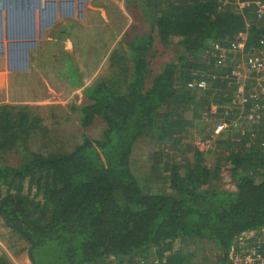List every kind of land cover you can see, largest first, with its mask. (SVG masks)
Here are the masks:
<instances>
[{
    "label": "trees",
    "instance_id": "obj_1",
    "mask_svg": "<svg viewBox=\"0 0 264 264\" xmlns=\"http://www.w3.org/2000/svg\"><path fill=\"white\" fill-rule=\"evenodd\" d=\"M238 1L249 5L240 9L235 0L141 2L149 7L141 11L148 30L118 40L109 60V67L118 70L86 88L85 102L72 108L80 128L96 120L103 124L100 135L82 137L71 150H24V160L15 166L0 161V221L26 244L29 264H141L149 256L157 260L152 264H193L200 256L207 259L208 246L215 253L214 264H231L228 253L236 239L264 228V112L256 110L260 116L250 128L240 118V106L245 111L263 108L264 97L241 104L234 75L241 72L239 56L264 51V15L254 5L264 0ZM89 14L81 22L56 24L54 38L63 40L67 28H88ZM108 26L91 27V33L98 31L101 37ZM83 39L72 38L73 48ZM238 42L245 49L235 54ZM171 47L176 48V62L165 60L153 70L150 51L165 53ZM60 52L67 65L65 72L56 68L55 74L77 85L71 53ZM255 78L244 80L245 88ZM200 82L204 88L198 87ZM210 104L217 107L216 116L209 114ZM16 109L20 114L0 108L2 146L25 140L28 125L30 130L39 127L41 119L27 125L30 113ZM218 119L245 124L222 134L208 152L220 155L233 190L218 186L219 162L209 168L202 157L207 153L182 144L195 135L208 138ZM193 131L195 135H187ZM146 138L161 149L180 147L194 157L184 165L152 163L154 172L162 165V190L148 189L132 170L136 144ZM0 264H7L3 255Z\"/></svg>",
    "mask_w": 264,
    "mask_h": 264
},
{
    "label": "rangeland",
    "instance_id": "obj_2",
    "mask_svg": "<svg viewBox=\"0 0 264 264\" xmlns=\"http://www.w3.org/2000/svg\"><path fill=\"white\" fill-rule=\"evenodd\" d=\"M25 1L26 0H24V2ZM132 1L133 0H87L85 2L84 0H34V6H32L29 13V26H33V31L29 38L16 40L14 42L19 48L17 51L10 49V45L14 44V40L8 33L9 26H7V15L5 18L4 10L0 8V59L4 58L2 59L3 63H8V69L12 72L24 71L28 66L29 70H31V72L29 71L30 74L33 72L34 75H37V79L35 77H30L26 80H17L16 84H14L13 95H11L12 97L14 96L13 99L9 97V105L0 104V108H3V106L10 107L14 109V113L18 115L20 114L17 112L19 109L16 108L19 107L20 104V106H22L20 107L21 110L30 113V115L28 114L29 119L26 121L27 125L31 119L33 120L35 117L41 119L38 129L33 127L30 130L29 125L27 126L24 131L27 133L25 140L5 146L0 144V161L2 164L6 166L18 165L20 161L24 160V150L36 151L40 149L48 152L58 147L71 150L80 142L82 137L86 136L96 139L100 135L103 124L100 125V122L96 120L93 126L87 129L80 128L77 121L78 113L75 111L73 112L72 108H78L85 102L84 90L86 88L93 87L103 76L112 77L113 71L115 69L118 70L119 66L109 67V60L114 50L117 48L118 40L131 36L135 31L142 32L148 30V25L144 23L141 11L144 10L148 12L149 7L141 3L144 0H135V5H130ZM139 2L142 5H139ZM14 6L15 4L12 2L11 8L15 9ZM142 6H144V9ZM242 7H240V9ZM17 8V13L22 14L23 11L21 10L23 7L21 0H18ZM8 9L10 8H7V14L11 19L15 14L12 12L10 13ZM88 10L90 11L88 28H67L69 33H66V37L63 40L58 36L54 38L53 35L55 32H52V30L56 24L60 25V23L65 24L71 21H84L86 20L85 14ZM22 17L24 16H20V18H16L15 20L22 23L24 22ZM100 20H102V22H99ZM99 24L109 25L108 28L106 27L104 35H101V37L97 36L98 31L95 30H93L95 35H92V30L90 29L91 27L94 29ZM2 32H4V35ZM82 35L84 36L82 44L73 48L71 39L73 38L76 40L79 37L82 38ZM51 36L53 37L50 38ZM20 43L24 46L20 45ZM39 49H42V54L32 53L33 51L37 52ZM61 49L68 50L71 53L78 76V79L76 78L78 82L77 85H72V83L68 81V78L65 80L66 77L64 75L55 74L56 68H60L62 69L60 71L65 72L64 69L67 65L65 57L61 56ZM173 49L176 48L171 47L164 53L162 50L153 48L148 54V63L150 67L153 70H157L165 60H174L176 56L173 53ZM12 52L21 53L19 61L22 62L23 69L13 70L10 67V64L14 61L10 56ZM163 54L165 55L161 58L160 55ZM251 54L249 55V52H246L238 57L237 62L239 63L241 73L244 72L243 69H245L244 65L247 63V58L255 55L253 53ZM174 62H176V60H174ZM242 78L245 81H250V79L252 81L254 76L250 77L248 73L243 75ZM263 82L261 78L257 77L255 78L254 84L250 85L248 83L247 87H244L243 96L248 103L254 102L255 99L259 101L260 98L264 97ZM8 95H10V93ZM203 98H209V95L204 93ZM29 100L35 102H30ZM212 106L215 105L210 104V108ZM262 106L263 104L253 106L249 111H245V106H240V118L242 117L248 121V124H246L248 128H250L249 123L251 121L256 123L258 121L257 118L260 116L259 113L264 112V107L262 108ZM257 109H261V111L258 113L256 112ZM197 120L199 119H196L194 122ZM205 121L210 123L208 119H205ZM201 123V121L196 122V124ZM244 126L245 124H241L239 119H237L227 126L223 134L234 131L237 127L241 129ZM184 134L185 132L183 135ZM192 134H194V131L187 135ZM210 135L211 134H209V137ZM222 136L223 135L215 140V147L222 139ZM198 138L202 137L200 135L189 137L185 141L183 140L182 144L188 143L191 147H194V142ZM142 141H144V143ZM136 146L131 158L132 170L139 178V181L148 189H163L159 186L161 185L160 170L162 171V165L154 172V170L151 169L154 161H161L162 164L164 162L172 163L173 161L181 165H184L187 161L194 162L192 152L188 153L184 148L180 147L166 146L161 149L158 144L151 143L148 138L142 139ZM214 146L212 151L214 150ZM245 150L249 152V149ZM157 151L161 152V154L153 155V152ZM201 153H207L204 155L202 154V157L209 168L213 169L215 164L219 162L221 172L218 175V179H220L218 186L220 188L233 190L234 184L230 181V176L227 173L228 171L225 169V163L218 159L220 155L214 153L208 154V152ZM23 183L24 186L22 191L26 192L27 188L25 189V184H27V182L23 181ZM6 191V187L1 190L2 194H5ZM13 191L14 189H12V192ZM165 192L167 193L168 190H165ZM25 247L26 244L19 239V236L15 234L12 229L3 226L2 221H0V255H3L7 264H29ZM210 247L211 246L206 247L205 250L207 261L200 256L198 262L195 261L193 264H214L215 253ZM247 247L253 250L256 245L248 244ZM156 261L154 256H149L141 264H152V262ZM101 264L111 263L104 262ZM118 264L123 263L119 262Z\"/></svg>",
    "mask_w": 264,
    "mask_h": 264
},
{
    "label": "built area",
    "instance_id": "obj_3",
    "mask_svg": "<svg viewBox=\"0 0 264 264\" xmlns=\"http://www.w3.org/2000/svg\"><path fill=\"white\" fill-rule=\"evenodd\" d=\"M237 2V5L239 7L249 5V3L239 2L238 0H235ZM257 6V12L259 15H264V3L257 2L254 4ZM245 49V43L244 42H238L233 47V51L235 54H239L244 52ZM255 54V53H254ZM253 55L252 57L247 58V63L244 65L245 69L244 72H236L235 79L239 82L237 84V92L238 97L240 98V103L243 104L246 100V98L243 96V89H244V79L242 78L243 75H246L249 73V75L253 74L254 77H259L264 81V51L261 53ZM264 83V82H263ZM188 86H192V84H189ZM242 86V87H240ZM199 88H204L205 83L200 82L198 84ZM211 115H217V107L212 106L210 108ZM229 123H227L224 120H216L213 124L212 132L209 138L203 139L198 138L194 142V146L197 150L200 152H209L212 150L214 146L215 140L220 137L226 130ZM248 244H255L256 247L253 250H250L247 246ZM228 258L231 262V264H264V228L251 231L247 234H242L240 237H238L231 247V250L228 253Z\"/></svg>",
    "mask_w": 264,
    "mask_h": 264
},
{
    "label": "bare ground",
    "instance_id": "obj_4",
    "mask_svg": "<svg viewBox=\"0 0 264 264\" xmlns=\"http://www.w3.org/2000/svg\"><path fill=\"white\" fill-rule=\"evenodd\" d=\"M84 1L86 2L87 0H84ZM12 2L15 4V7L18 6V0H0V8H2V10H4L5 18L7 15V26H9L8 33H9V36H11L15 42L16 40L29 38V36L31 35V33L33 31V26H29V20H30V18H29L30 14L29 13H30V10L32 9V6H34V0H26L25 2H24V0H21L22 7H23L21 11H23V13L22 14H20V13L16 14L15 13L16 15H13L12 18L10 19V17L7 14V8L5 6H11ZM45 7H46V5H45ZM26 8H27V10H26ZM25 11H27V12H25ZM20 16H24V17H22L23 21H24L22 23H19L18 20H15L16 18H20ZM46 23H48V22H46ZM46 23H44V24H46ZM24 44H26V43H24ZM20 45L24 46L22 43H20ZM10 49L17 51L19 48L17 47V44L14 43L13 45H10ZM252 53L254 54L255 52H252ZM10 56H11V59L14 60L10 64V67L13 70L23 69L22 62L19 61V59L21 58V53L12 52V53H10Z\"/></svg>",
    "mask_w": 264,
    "mask_h": 264
},
{
    "label": "crops",
    "instance_id": "obj_5",
    "mask_svg": "<svg viewBox=\"0 0 264 264\" xmlns=\"http://www.w3.org/2000/svg\"><path fill=\"white\" fill-rule=\"evenodd\" d=\"M5 7L10 8V9H8L10 13L12 12L13 14H15V13L17 14V11H18L17 6L16 7L14 6L15 9H12L11 6H5ZM26 10H27V8H26ZM2 33L4 35V32H2ZM13 43H14V41H13ZM32 53L36 54L38 52L33 51ZM2 59H4V58L0 59V96H1V100H0L1 103L0 104L1 105H5V104L9 105L8 104L9 97H11V99H13V97H14V96L12 97L11 95H13L14 84H16L17 80H20V79L26 80L27 78H30V77H35L37 79V75H34L33 72H32V74H30L31 70H29L28 66H27V68H25L24 71L12 72L8 69V63H6V62L3 63ZM34 82H37V81H34ZM41 84H43V83H41ZM9 93H10V95H8ZM29 101L35 102L33 100H29ZM19 107H22V106H20V104H19Z\"/></svg>",
    "mask_w": 264,
    "mask_h": 264
},
{
    "label": "flooded vegetation",
    "instance_id": "obj_6",
    "mask_svg": "<svg viewBox=\"0 0 264 264\" xmlns=\"http://www.w3.org/2000/svg\"><path fill=\"white\" fill-rule=\"evenodd\" d=\"M62 10V9H61ZM62 12V11H61Z\"/></svg>",
    "mask_w": 264,
    "mask_h": 264
}]
</instances>
